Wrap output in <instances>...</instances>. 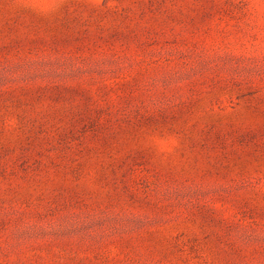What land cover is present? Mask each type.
<instances>
[{
  "label": "rangeland",
  "instance_id": "1",
  "mask_svg": "<svg viewBox=\"0 0 264 264\" xmlns=\"http://www.w3.org/2000/svg\"><path fill=\"white\" fill-rule=\"evenodd\" d=\"M0 264H264V0H0Z\"/></svg>",
  "mask_w": 264,
  "mask_h": 264
}]
</instances>
